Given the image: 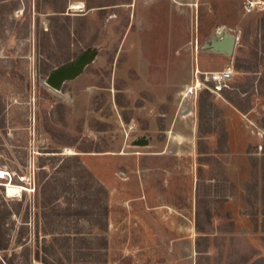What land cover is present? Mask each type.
Listing matches in <instances>:
<instances>
[{
    "label": "rangeland",
    "instance_id": "1",
    "mask_svg": "<svg viewBox=\"0 0 264 264\" xmlns=\"http://www.w3.org/2000/svg\"><path fill=\"white\" fill-rule=\"evenodd\" d=\"M222 30L232 57L203 49ZM1 170L13 264H264V0H0Z\"/></svg>",
    "mask_w": 264,
    "mask_h": 264
},
{
    "label": "water",
    "instance_id": "2",
    "mask_svg": "<svg viewBox=\"0 0 264 264\" xmlns=\"http://www.w3.org/2000/svg\"><path fill=\"white\" fill-rule=\"evenodd\" d=\"M238 38L225 30L216 32L204 46L205 51L232 57ZM111 46V41L99 37L92 44L77 52L67 61L51 68L45 83L62 93L69 83H74L87 73V69L99 62L101 54ZM145 141H140V144Z\"/></svg>",
    "mask_w": 264,
    "mask_h": 264
},
{
    "label": "built area",
    "instance_id": "3",
    "mask_svg": "<svg viewBox=\"0 0 264 264\" xmlns=\"http://www.w3.org/2000/svg\"><path fill=\"white\" fill-rule=\"evenodd\" d=\"M233 76V67L208 72H202L199 68H197L191 84L187 85L185 88L183 93L184 97L192 101V99L198 97L199 91L209 87V83H212L217 90L221 91L223 88L227 87Z\"/></svg>",
    "mask_w": 264,
    "mask_h": 264
},
{
    "label": "trees",
    "instance_id": "4",
    "mask_svg": "<svg viewBox=\"0 0 264 264\" xmlns=\"http://www.w3.org/2000/svg\"><path fill=\"white\" fill-rule=\"evenodd\" d=\"M21 207V200L18 201L17 206L12 207L9 203L0 199V253L4 254L2 257V262H4L5 264H13V262L11 258L7 257L6 251L8 247V241H3L2 231L5 228L7 221L11 219L12 215H17L21 212ZM20 242L21 237L18 236L16 243L20 244ZM20 246H23V243H21Z\"/></svg>",
    "mask_w": 264,
    "mask_h": 264
},
{
    "label": "bare ground",
    "instance_id": "5",
    "mask_svg": "<svg viewBox=\"0 0 264 264\" xmlns=\"http://www.w3.org/2000/svg\"><path fill=\"white\" fill-rule=\"evenodd\" d=\"M83 6L82 5H74L72 7L73 10H82ZM6 173H4L2 170L0 171V178H2V176H4Z\"/></svg>",
    "mask_w": 264,
    "mask_h": 264
}]
</instances>
